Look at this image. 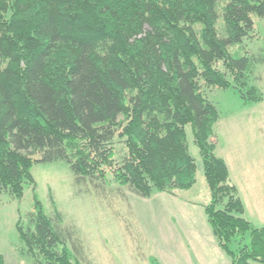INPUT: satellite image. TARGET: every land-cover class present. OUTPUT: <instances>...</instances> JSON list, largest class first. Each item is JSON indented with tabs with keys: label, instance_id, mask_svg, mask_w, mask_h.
Masks as SVG:
<instances>
[{
	"label": "trees",
	"instance_id": "trees-1",
	"mask_svg": "<svg viewBox=\"0 0 264 264\" xmlns=\"http://www.w3.org/2000/svg\"><path fill=\"white\" fill-rule=\"evenodd\" d=\"M253 16L264 18V0H0V196L21 197L32 165L57 160L76 181L99 187L110 173L141 197L189 189V124L217 246L229 264H264V226L243 217L214 153L218 111L205 92L233 87L244 101L261 99L246 88L249 59L228 51L252 36ZM61 227L36 203L27 224L16 223L20 252L32 264H84Z\"/></svg>",
	"mask_w": 264,
	"mask_h": 264
},
{
	"label": "rangeland",
	"instance_id": "rangeland-1",
	"mask_svg": "<svg viewBox=\"0 0 264 264\" xmlns=\"http://www.w3.org/2000/svg\"><path fill=\"white\" fill-rule=\"evenodd\" d=\"M252 19V36L228 46V51L234 58L249 59L246 88L254 86L261 99L244 101L233 87L205 92L218 111L211 137L214 153L225 162L247 212L258 221L261 195L264 200V18ZM221 25L218 19L216 28ZM185 133L196 163L195 182L185 190L153 191L141 197L116 183L110 173L106 183L96 187L89 180L76 181L63 160L34 163L30 170L34 184H24L21 197L0 196L2 264H32L20 252L16 223L26 225L36 203L44 214H58L64 243L74 257L78 249V260L84 264H205L200 256L204 259L211 254L209 249H216L204 213L210 191L189 124ZM119 140L115 139L116 158L125 151ZM188 234L193 236L191 244Z\"/></svg>",
	"mask_w": 264,
	"mask_h": 264
},
{
	"label": "crops",
	"instance_id": "crops-1",
	"mask_svg": "<svg viewBox=\"0 0 264 264\" xmlns=\"http://www.w3.org/2000/svg\"><path fill=\"white\" fill-rule=\"evenodd\" d=\"M229 181H230V183H231L230 176H229ZM231 184H233V185L236 186V189H237L238 195H239L241 201L243 202V206H244L243 217H244L246 220H248L253 226H256V227L264 226V212H263V209H264V200H263V202H262L261 189L258 191V192H259V197H260V195H261V219H260V220L258 219V221H256L255 217H253L252 214H250V213L247 212L246 205H245V203H244V201H243V199H242V197H241V195H240V191H239V188H238V186L236 185V183H235V184H234V183H231ZM263 197H264V196H263ZM206 221H207V220H206ZM207 223H208V222H207ZM208 225H209V224H208ZM209 227H210V226H209ZM210 231H211V228H210ZM211 233H212V232H211ZM212 235H213V234H212ZM188 238H189V240H190V244H191L192 239H193V236L188 234ZM194 239H195V238H194ZM211 243H212V245H214V247H215L216 249H214V248L209 249V253H211V254H210L209 256H205L204 259L201 258V256H203V255H201V256H200V260H202L203 262H205V264H220V263H222V262H224V261H225V264H229V263H230V260H229V257L225 254V252H224L223 250H221V249L217 246L216 242H212V240H211ZM198 258H199V257H198Z\"/></svg>",
	"mask_w": 264,
	"mask_h": 264
}]
</instances>
